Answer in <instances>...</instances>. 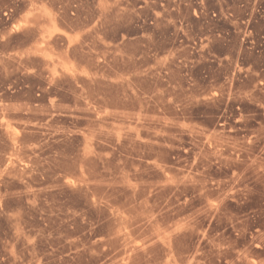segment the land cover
<instances>
[{
	"label": "rangeland",
	"instance_id": "374dc122",
	"mask_svg": "<svg viewBox=\"0 0 264 264\" xmlns=\"http://www.w3.org/2000/svg\"><path fill=\"white\" fill-rule=\"evenodd\" d=\"M257 8L0 0V264H264Z\"/></svg>",
	"mask_w": 264,
	"mask_h": 264
},
{
	"label": "built area",
	"instance_id": "2783aa9c",
	"mask_svg": "<svg viewBox=\"0 0 264 264\" xmlns=\"http://www.w3.org/2000/svg\"><path fill=\"white\" fill-rule=\"evenodd\" d=\"M252 12L258 15L259 20H262L264 22V9L257 8V9L252 10ZM246 15H248V13H246ZM249 20L250 18H247L246 20H243V19L241 20V25L243 26V29H244L243 31H248V32L252 31V28L250 27V24H249Z\"/></svg>",
	"mask_w": 264,
	"mask_h": 264
}]
</instances>
